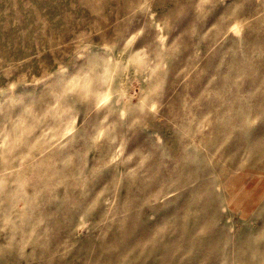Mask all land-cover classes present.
Returning <instances> with one entry per match:
<instances>
[{
	"label": "rangeland",
	"instance_id": "1",
	"mask_svg": "<svg viewBox=\"0 0 264 264\" xmlns=\"http://www.w3.org/2000/svg\"><path fill=\"white\" fill-rule=\"evenodd\" d=\"M260 260L264 0H0V264Z\"/></svg>",
	"mask_w": 264,
	"mask_h": 264
},
{
	"label": "bare ground",
	"instance_id": "2",
	"mask_svg": "<svg viewBox=\"0 0 264 264\" xmlns=\"http://www.w3.org/2000/svg\"><path fill=\"white\" fill-rule=\"evenodd\" d=\"M99 98V97H98ZM106 98V97H105ZM100 100H102V99H100ZM106 100V99H105ZM212 150V149H211ZM246 152V151H245ZM262 244V243H261ZM263 264V261L262 260H260V262L258 263V264ZM244 264H247L246 262H244Z\"/></svg>",
	"mask_w": 264,
	"mask_h": 264
}]
</instances>
